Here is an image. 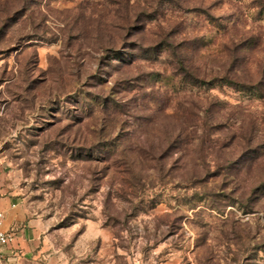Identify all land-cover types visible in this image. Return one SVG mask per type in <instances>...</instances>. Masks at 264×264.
Segmentation results:
<instances>
[{
	"label": "rangeland",
	"instance_id": "1",
	"mask_svg": "<svg viewBox=\"0 0 264 264\" xmlns=\"http://www.w3.org/2000/svg\"><path fill=\"white\" fill-rule=\"evenodd\" d=\"M0 176L43 264H264V0H0Z\"/></svg>",
	"mask_w": 264,
	"mask_h": 264
},
{
	"label": "crops",
	"instance_id": "2",
	"mask_svg": "<svg viewBox=\"0 0 264 264\" xmlns=\"http://www.w3.org/2000/svg\"><path fill=\"white\" fill-rule=\"evenodd\" d=\"M0 211L4 213L3 229L14 233L4 249L5 264H43L41 257L50 248L42 220L4 176H0Z\"/></svg>",
	"mask_w": 264,
	"mask_h": 264
},
{
	"label": "built area",
	"instance_id": "3",
	"mask_svg": "<svg viewBox=\"0 0 264 264\" xmlns=\"http://www.w3.org/2000/svg\"><path fill=\"white\" fill-rule=\"evenodd\" d=\"M4 213L0 211V264H5L4 249L14 239V233L3 229Z\"/></svg>",
	"mask_w": 264,
	"mask_h": 264
},
{
	"label": "trees",
	"instance_id": "4",
	"mask_svg": "<svg viewBox=\"0 0 264 264\" xmlns=\"http://www.w3.org/2000/svg\"><path fill=\"white\" fill-rule=\"evenodd\" d=\"M214 80L211 81V83H213Z\"/></svg>",
	"mask_w": 264,
	"mask_h": 264
}]
</instances>
